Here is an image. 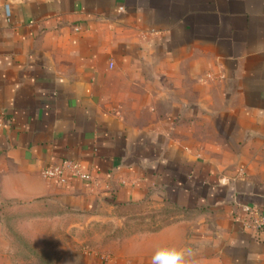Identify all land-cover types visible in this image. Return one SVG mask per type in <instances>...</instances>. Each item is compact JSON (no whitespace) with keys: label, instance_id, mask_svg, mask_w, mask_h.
I'll list each match as a JSON object with an SVG mask.
<instances>
[{"label":"crops","instance_id":"0c3cea01","mask_svg":"<svg viewBox=\"0 0 264 264\" xmlns=\"http://www.w3.org/2000/svg\"><path fill=\"white\" fill-rule=\"evenodd\" d=\"M0 122V205L48 215L36 245L81 228L68 215L200 213L105 254L61 245L56 264H150L165 239L202 264H264L242 222L264 211V0H0ZM65 159L89 177L44 176Z\"/></svg>","mask_w":264,"mask_h":264},{"label":"rangeland","instance_id":"374dc122","mask_svg":"<svg viewBox=\"0 0 264 264\" xmlns=\"http://www.w3.org/2000/svg\"><path fill=\"white\" fill-rule=\"evenodd\" d=\"M15 209L12 203L0 205V264H56L59 255L57 248H63L61 245L68 249L80 248L105 254L110 250V245L126 236L154 232L164 225L181 219L195 218L200 214L198 211L175 207L168 203L155 205L143 201L119 206L112 213L102 211V214H105L96 217L83 215L75 220V216L68 215L67 223L78 222L81 228L77 231L63 230L57 239L52 238L49 231L44 229L38 235L45 245L39 246L33 243L30 233L31 235L34 233V228L38 227L39 223L43 222L46 225L48 215L22 214V211ZM36 219L38 222L34 223ZM198 233L200 235V231ZM53 240L62 244L55 246L52 244ZM66 242L68 244H65ZM198 248L202 253L205 246L201 244Z\"/></svg>","mask_w":264,"mask_h":264},{"label":"built area","instance_id":"2783aa9c","mask_svg":"<svg viewBox=\"0 0 264 264\" xmlns=\"http://www.w3.org/2000/svg\"><path fill=\"white\" fill-rule=\"evenodd\" d=\"M9 14V7H6ZM0 122V127H3ZM44 176L48 179H56L60 183H67L69 178L86 179L88 174L81 171L79 163L75 159H65L60 164L50 165L44 170ZM245 216L242 222L256 233L264 235V211L254 205H243Z\"/></svg>","mask_w":264,"mask_h":264},{"label":"clouds","instance_id":"9594fccd","mask_svg":"<svg viewBox=\"0 0 264 264\" xmlns=\"http://www.w3.org/2000/svg\"><path fill=\"white\" fill-rule=\"evenodd\" d=\"M153 247L150 264H202L196 249L179 242L165 239ZM249 259L252 260L253 256L250 255Z\"/></svg>","mask_w":264,"mask_h":264}]
</instances>
